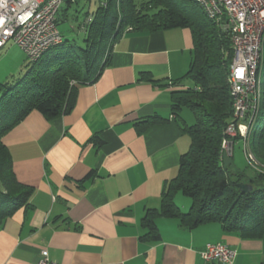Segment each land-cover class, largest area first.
Listing matches in <instances>:
<instances>
[{
    "label": "crops",
    "instance_id": "1",
    "mask_svg": "<svg viewBox=\"0 0 264 264\" xmlns=\"http://www.w3.org/2000/svg\"><path fill=\"white\" fill-rule=\"evenodd\" d=\"M192 51L188 28L128 32L100 77L75 89L68 113L47 120L33 111L4 137L17 180L34 191L0 230V264H39L44 250L55 264H222L201 256L217 243L236 251L234 264H264V236L219 223L189 229L160 217L161 240L143 239L145 215L161 209L191 146L172 112V84ZM156 116L168 121L136 126Z\"/></svg>",
    "mask_w": 264,
    "mask_h": 264
},
{
    "label": "trees",
    "instance_id": "2",
    "mask_svg": "<svg viewBox=\"0 0 264 264\" xmlns=\"http://www.w3.org/2000/svg\"><path fill=\"white\" fill-rule=\"evenodd\" d=\"M65 3L70 5L73 0ZM60 11L57 25L66 9ZM177 28L190 29L193 51L189 70L172 84L177 86L172 91V112L181 132L190 137L191 146L180 159L178 175L163 192L161 209L148 210L145 215L143 224L148 234L143 239L161 240L156 225L160 217L178 219L189 229L219 223L225 231L244 238L264 236V80L260 113L249 139L251 151L262 168L256 170L249 165L253 171L249 176L235 166L234 154L228 156L223 149L225 131L234 118L229 83L234 55L231 40L194 0H108L106 5L102 2L81 25L83 44L61 34L60 45L47 50L37 61H29L28 70L13 81L0 84V230L9 217L29 206L34 191L17 180L4 137L33 111L47 120L68 113L75 103V89L100 77L110 64L114 45L126 33ZM188 82L190 85H186ZM184 112L193 114V124L183 118ZM165 121L168 120L150 117L136 126L144 131ZM232 140L236 144L241 138ZM241 184H250L253 189L243 192ZM179 193L191 199L186 213L175 203Z\"/></svg>",
    "mask_w": 264,
    "mask_h": 264
},
{
    "label": "built area",
    "instance_id": "3",
    "mask_svg": "<svg viewBox=\"0 0 264 264\" xmlns=\"http://www.w3.org/2000/svg\"><path fill=\"white\" fill-rule=\"evenodd\" d=\"M205 16L230 38L234 52L229 83L234 118L225 131L226 155L233 154L241 138L248 164L256 170L262 165L251 151L250 135L260 113L262 101L261 58L264 51V0H194ZM108 0H103L106 5ZM65 0H0V54L10 42L17 45L30 62L63 42L57 16ZM91 20V19H89ZM206 262L234 264L237 253L229 246L208 244L201 253ZM39 264H55L44 250Z\"/></svg>",
    "mask_w": 264,
    "mask_h": 264
},
{
    "label": "rangeland",
    "instance_id": "4",
    "mask_svg": "<svg viewBox=\"0 0 264 264\" xmlns=\"http://www.w3.org/2000/svg\"><path fill=\"white\" fill-rule=\"evenodd\" d=\"M102 2L103 0H73L70 5L63 4L62 8L66 9V11L62 13L63 18L59 20L58 29L65 39H72L79 44H83L85 35L81 25L86 22L88 15L96 13ZM199 15L200 18H203L202 14ZM58 18H61V11ZM29 66L30 62L27 56L17 45L10 42L0 54V84L13 81L16 77L26 72ZM262 80H264V69H262ZM186 85H190V82L186 83ZM183 118L189 124L195 122V118L190 112H184ZM243 145L241 140L235 144L233 161L239 170L245 171L247 175L252 176L253 171L246 160ZM177 201L179 205L186 207V211L191 208L192 202L189 197L179 193Z\"/></svg>",
    "mask_w": 264,
    "mask_h": 264
},
{
    "label": "water",
    "instance_id": "5",
    "mask_svg": "<svg viewBox=\"0 0 264 264\" xmlns=\"http://www.w3.org/2000/svg\"><path fill=\"white\" fill-rule=\"evenodd\" d=\"M239 187L243 192H250L253 189L250 184H241Z\"/></svg>",
    "mask_w": 264,
    "mask_h": 264
}]
</instances>
